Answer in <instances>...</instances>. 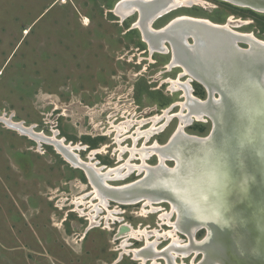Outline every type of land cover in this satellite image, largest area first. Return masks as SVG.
<instances>
[{"label":"rangeland","instance_id":"obj_1","mask_svg":"<svg viewBox=\"0 0 264 264\" xmlns=\"http://www.w3.org/2000/svg\"><path fill=\"white\" fill-rule=\"evenodd\" d=\"M117 1L0 0V264H141L127 251L143 248L146 239L126 238L122 248L124 238L117 235L122 225L158 230L161 236L148 238L158 242V250L172 241L166 232L173 226L159 215L168 213V221L175 223L177 212L165 198L153 204L159 210L146 214L143 210L150 207L142 209L141 201L110 200L107 207L115 211L110 215L100 209L87 230L91 202L99 199L94 198L84 170L64 159L53 144L37 141L6 122H22L36 133L64 139L84 161L113 168L129 158L137 127L148 130L152 119L173 104L170 114L181 110L179 103L186 98L182 89L171 88L170 80L186 81L190 76L179 77L183 70L178 64L168 68L170 52L148 50L139 27L133 26L138 13L121 20L113 11ZM180 15L220 24L231 19L233 30L264 41V12L225 0L180 6L156 19L152 27H162ZM239 45L247 47L243 42ZM189 85L193 96L205 99L202 83L192 78ZM203 117L184 131L207 135L211 120ZM164 121L161 117L156 125ZM178 123V117L172 116L146 145L165 144ZM122 124L128 127L118 135L119 145L126 148L120 154L116 126ZM143 138L137 139V148L144 144ZM145 161L155 166L158 157L153 154ZM130 162L140 164L141 159L136 154ZM144 174L134 169L108 183L124 185ZM175 234L188 242L184 232ZM205 235L202 227L194 239L200 241ZM202 258V251L191 252L175 257V262L197 264ZM156 260L166 264L163 257Z\"/></svg>","mask_w":264,"mask_h":264},{"label":"bare ground","instance_id":"obj_2","mask_svg":"<svg viewBox=\"0 0 264 264\" xmlns=\"http://www.w3.org/2000/svg\"><path fill=\"white\" fill-rule=\"evenodd\" d=\"M197 1L198 0H156L154 2H149V0H122L116 4L113 11L121 20L125 19L126 16L128 17L132 15L135 12L139 14L134 26H137L142 30L143 37L148 43L149 50L151 52L159 51L158 47L161 41H169L172 45L175 62L177 64L180 63L184 67V72H180L179 77L183 76V73H191L197 77H204L203 75H206L210 76V79L212 77L215 78L217 73L220 71H223L225 73L228 72V70L225 68L230 67L233 60L237 61V66H242L243 68L252 66V68L254 67L255 69L254 71L264 73V48H259V46L256 44L257 42L258 44L264 46V41L257 39L252 33L244 34L236 33L233 31L232 33L214 31L215 29L202 24V22L191 21L185 18V16L181 17L182 19L175 21V23L170 27L158 29L157 31L153 30V27L150 26L151 21L154 18L158 17L160 14H163L166 11L170 12L180 6L191 5L193 3H196ZM230 22H232L231 19H229L228 22L224 25V28L231 30L232 28L230 27ZM186 36H192L195 39L196 44L192 45L189 48L183 46L181 41H183L184 37ZM239 38H241L242 40L250 41L251 52L247 55L248 57H242L232 51L231 45L236 41L235 39ZM249 55L253 56L251 57ZM168 68L170 67L168 66ZM189 82V80L181 81L180 78L170 80L171 88H173L174 90L182 89V96L186 98L185 101L179 103L181 106V110L179 112L170 114L169 110L173 107V105H171L163 111L162 116H155L152 119V125L148 130L141 131L140 128L137 127V135L133 138V146L128 149L130 151L129 158L125 163H122L113 168H107L104 166L97 167L95 162L93 163L92 161H84L79 156V154L75 153L74 149L76 148L73 147L72 144H65L64 139H58L55 136L50 137L45 135L44 133H36L34 132L32 127H26L22 122H12L10 121V119H6V122L19 131L29 134V136L37 141H44L49 144H53L54 147H56L57 152L61 153L64 159L70 162L73 166L82 168L84 170L89 183L93 187V196L94 198L97 197L100 202H96L95 204L91 202L92 209L88 212L90 225L87 227V230H90L92 228V224L95 222V218L97 217V212L100 209H106L108 211V214L110 215L115 211H111L107 207L110 200L126 204L141 201L143 202L142 209H144L146 206L150 207V210H143L145 214L150 212L153 213L154 211L159 210V208L154 206L153 204L158 203L160 200H164V198H162L163 196H155L156 194L153 193L143 194L145 192H143L141 189L124 192L122 189L127 188V184L129 185L133 182L124 185H112L109 184L108 181L123 179L132 170L136 169L139 172L141 171L145 173L146 179L144 181V186L145 188H149L151 174L159 166L166 164L165 156L170 151V149L175 144L181 141L192 139V137L183 130L184 127L194 120L203 119V116H215V105L212 106L209 103H204L195 99L193 97V94L191 93L192 88L189 85ZM210 88L213 89L215 88V86H210ZM172 116H177L179 119V123L177 128L174 130L175 132L173 133L170 142L167 143V145L159 144L158 142H153L150 145H146V142L148 141L150 136L154 132L161 131ZM161 117H164L165 121L163 124L157 126L156 123L159 121V119H161ZM126 124L116 126V142L120 148L119 150H121L120 154L125 151L126 148L119 145V143L122 141V137L120 136L121 138H119L118 135L120 132L127 130L128 125ZM141 135L144 136V144L141 147L137 148L136 142ZM95 152L96 151L93 150L91 154H94ZM120 154H118L117 156L118 160L121 159ZM136 154H138V158L141 159L140 164H134L130 162V159L136 156ZM153 154H156V156L158 157V163L155 166L148 165L145 161L150 155ZM80 201L83 204V199H80ZM170 203L172 205V210L176 211L173 202L170 201ZM76 204L79 205L78 202H76ZM83 210L84 209H82V212ZM92 210H94L93 213ZM159 216L161 219H167L168 224H171L173 226L172 230L166 232L172 239V241H170L171 243L168 246H166L162 250H158V242L155 239L152 242H149L150 240L148 241V238L149 236H151V234L152 236H156V238L158 236H161V233H158V230L156 229H135L131 225H122L117 234L118 239L120 237L124 238L121 243V247H125V244L127 243L126 238L134 239L140 235L144 236L146 239V243L143 248L131 249L128 251L125 250L127 252H132L133 258L140 260L141 264H147V260H151L150 264H158L156 259L160 257H163V259L166 260V264H177L175 262V257L179 255L183 258L187 257L191 252L197 254L199 251H202L205 255L206 252L205 249H202V246L206 243V241L209 240H206L205 237L200 241H196L194 237L192 238V233L195 230L197 231V228H200L199 225L193 223L189 219L182 220L178 212L177 220L175 223L174 221L173 223L168 221V213H163ZM178 230L184 232L188 236V242L182 241L175 234ZM122 252L120 253V255L122 254ZM120 255L119 258L121 257ZM119 258L116 259L114 263L119 261ZM203 262L204 261L202 258L201 262L197 264H204Z\"/></svg>","mask_w":264,"mask_h":264},{"label":"clouds","instance_id":"obj_3","mask_svg":"<svg viewBox=\"0 0 264 264\" xmlns=\"http://www.w3.org/2000/svg\"><path fill=\"white\" fill-rule=\"evenodd\" d=\"M215 83L217 130L175 144L165 156L172 163L154 170L149 187L167 193L182 219L229 230L252 225L264 241V196L252 193L264 185V73L220 71Z\"/></svg>","mask_w":264,"mask_h":264},{"label":"water","instance_id":"obj_4","mask_svg":"<svg viewBox=\"0 0 264 264\" xmlns=\"http://www.w3.org/2000/svg\"><path fill=\"white\" fill-rule=\"evenodd\" d=\"M119 1H122V0H119ZM119 1H117L115 3L114 7L116 6V4ZM150 1L154 2L156 0H149V2ZM225 1H228V2L235 4V5L249 7L251 9H255V10H259V11L264 12V0H225ZM166 13H168V11H166L163 14H160L158 17L154 18L151 21L150 26L152 27L153 22L156 19H158L159 17H162L163 15H165ZM138 16H139V14H138ZM184 16H185V18H187L191 21H198V22L200 21V22H202V24L209 26L212 29H215L214 31H223V32H230V33H232V31H233L236 33H242V32H239V31H236L233 29L230 30V29L224 28L225 27L224 25L226 23H223V24L214 23L207 18L193 17V16H189V15L176 16V17L172 18L171 20H169L162 27H159L157 29H155V28H152V29L157 31L158 29L170 27L171 25H173L175 23V21L182 19L181 17H184ZM137 19H138V17H137ZM134 25H135V22H134L133 26ZM139 30L141 32L142 40L145 41V39L143 37L142 30L141 29H139ZM235 40L236 41L231 45L232 51L235 52L237 55H240L242 57L247 56L251 52L250 41L242 40L241 38L235 39ZM165 42H167L169 44V49L164 44ZM242 42L247 45L246 48H243L239 45V43H242ZM181 43L183 46H185L187 48L196 44L195 39L192 36L191 37H188V36L184 37V39H183V41H181ZM146 44H147V42H146ZM256 44L259 46V48H264L263 45H260L257 42H256ZM148 48H149V46H148ZM158 48H159V51H161V52L162 51L167 52L170 50L171 57H170V63L168 64L169 67L177 64L175 62V57H174V53L172 50V45L169 41H164V40L161 41ZM249 56L252 57L253 55H249ZM236 64H237V61L233 60L230 67L225 68L228 70V72H226V73L224 72V73L228 74L229 70L231 73L234 70H236L237 68H243L242 66H237ZM180 66L182 67V70L184 72V67L181 64H180ZM243 69L255 70L254 67L252 68V66H250V67L248 66V67L243 68ZM184 74H187L190 76V77H188L187 80L191 81V79L194 78L196 81L202 83L204 85V87L206 88L205 99H199V98L193 96L195 99H197L201 102H204V103H209L212 106H214L216 104V102L221 98L222 90L219 87H217V85L215 83V78L212 77L210 79V76H206V75H203L204 77H197L191 73H183V75ZM210 86L211 87L215 86V88L211 89ZM208 117L211 120V129L207 135H210L217 130V121H216L214 115H213V117L212 116H208ZM172 135L170 136L168 141L165 143L166 145H167V143L170 142ZM188 135L192 137V139H189V140H195L198 137H200V136L191 135V134H188ZM249 167L250 168L252 167L251 161H249ZM145 177L146 176L144 174V176L142 178H140L137 181H134L132 184H129V185L127 184V188H124L122 190L124 192H126V191H133L135 189H141L143 192H145L143 194L153 193V194H156L155 196H163L162 198H165V199L173 202L171 197L167 193L159 191V190H154L150 187L145 188V186H144V181L146 179ZM258 179H259V177H258ZM252 193L256 199H260L262 196H264V185L257 184L255 186H253ZM238 207L240 209H246V204H240ZM250 212H251V209H246V214H248ZM184 219H186V220L189 219L193 223L199 225L200 228L204 227L206 229L205 238H206V240H209V241L205 240L206 243L202 246V249H205V252H206L205 255L203 253V261H204L203 263L204 264L205 263H207V264H215V263H218V264H264V241H260V242L256 241L255 237L258 235V233L255 231V229L252 227V225H249L247 228H239L237 230H229V229H223L221 227H218L212 223L203 224V223L194 221L188 217H185L182 220H184ZM200 228H197V229H200ZM195 232H196V230L192 233L193 234L192 238L194 237ZM213 247H214V249H213Z\"/></svg>","mask_w":264,"mask_h":264},{"label":"flooded vegetation","instance_id":"obj_5","mask_svg":"<svg viewBox=\"0 0 264 264\" xmlns=\"http://www.w3.org/2000/svg\"><path fill=\"white\" fill-rule=\"evenodd\" d=\"M143 42H145L144 40H143ZM146 43V42H145ZM166 46H167V48L169 49V46L166 44ZM147 47H148V45H147ZM148 50H149V48H148ZM167 52H170V50L169 51H167ZM184 75H186V74H184ZM183 75V76H184ZM193 90V89H192Z\"/></svg>","mask_w":264,"mask_h":264}]
</instances>
